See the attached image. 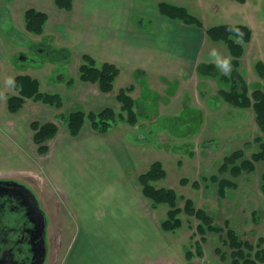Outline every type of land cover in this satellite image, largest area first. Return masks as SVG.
Segmentation results:
<instances>
[{
  "label": "rangeland",
  "instance_id": "374dc122",
  "mask_svg": "<svg viewBox=\"0 0 264 264\" xmlns=\"http://www.w3.org/2000/svg\"><path fill=\"white\" fill-rule=\"evenodd\" d=\"M198 3L194 15L202 19L207 28L226 24L228 19L238 24H247L245 16L252 17L253 0H249L248 6L231 0H198ZM227 3L234 4L227 8L230 13L233 11V17L225 14ZM140 8L146 13H156L157 4L140 5ZM144 24L150 25L147 20ZM12 32L10 29L2 31L4 39L9 41ZM14 38L21 43L28 41L20 35ZM257 41L255 45L247 47V55L241 68L251 91L264 86V81L261 82L254 69L256 62L264 61L261 50H264V35H259ZM208 42L216 44V51L221 58L226 57L228 47L225 44L214 43L209 38ZM46 44V41L28 43L24 52H11L7 55V60L12 62L18 72L28 73L43 65L48 68L49 63L46 65L43 62L47 58L45 53L39 52L46 48ZM206 52H209L208 48L204 49V53ZM203 59L211 58L204 55ZM61 66L58 64L55 68L59 69ZM192 73L194 75L195 72ZM3 75V82H7L9 76ZM185 75L182 73L177 79L185 78ZM138 76L144 77L142 74ZM170 81L175 82V79ZM189 82V85L183 82L180 88L170 84L167 94L176 95L177 98L164 107L163 112L167 115L158 116L157 100L155 107L152 106L154 109L150 121L141 119L137 126L119 121L114 127L126 126L123 129L125 138L131 142V202L128 194L125 197V181L117 183L116 191H109L108 189L113 188L112 183L110 188H106L103 181L90 186L84 181L85 178L78 179L75 186L72 183L66 199L58 187L59 183L56 185L47 173L52 151L56 150L54 144L59 136H63L58 133L49 152L40 155L30 126L33 122L44 124L52 121L43 110L46 108L41 107L42 102H37L35 109L33 101H26L19 113H9L4 102L8 104L11 94L2 91L0 85V125H3L2 134L5 138L0 141V180L26 184L40 201L50 222L48 264H230L229 255L224 258L222 253L218 254V251L226 255L229 253L228 247L224 245L226 237L222 234L208 235L207 242L202 245L203 255H198L197 244L201 237L197 234L199 222L195 218L182 214L183 227L180 230L174 233L163 231L161 225L167 220L170 207L154 206L143 196L138 181L139 176L156 162L162 164L166 178L154 185L158 189L174 190L180 198L179 208L183 209L186 200L191 199L196 208L210 213L215 225L223 227L226 221L230 222L243 240L257 244L264 237V162L256 164L253 173H244L237 179L220 171L225 158L232 153L243 151L244 158L251 159L259 151L256 140L264 138V134L257 124L256 114L253 109L241 110L226 104L219 95L223 86L216 80L199 79L194 75ZM158 85L152 82V88L149 83L151 91L142 89V98L138 99L141 95L140 87L132 83L131 86L136 90L132 93L134 99L155 103L160 96L157 91H162ZM121 87L120 83L117 84L118 90ZM45 92L47 91L44 90L43 93L46 94ZM151 109L150 107L146 112H152ZM73 111L68 108L63 110L64 116ZM116 111L120 113L121 106ZM172 112L177 113L168 114ZM58 122L62 126V132L65 124L60 120ZM19 126L20 132L15 129ZM86 127L91 131L90 123L87 122ZM90 133L92 134L89 136L101 135ZM12 154L17 159L21 158L22 163L5 162L10 160ZM212 176L234 181L238 188L229 191L227 198L221 200L218 184L203 183L201 180L202 177ZM184 180L188 181L186 186L181 184ZM196 181H200V189L193 188ZM188 253L194 254L193 260L187 259Z\"/></svg>",
  "mask_w": 264,
  "mask_h": 264
},
{
  "label": "crops",
  "instance_id": "0c3cea01",
  "mask_svg": "<svg viewBox=\"0 0 264 264\" xmlns=\"http://www.w3.org/2000/svg\"><path fill=\"white\" fill-rule=\"evenodd\" d=\"M161 3L183 6L193 14L199 6L198 0H74L72 10L65 11L57 6L56 0H0L1 90L10 92L7 93L11 94L10 96H18L19 91L14 88L18 76L28 75L37 80L40 84V92L46 90V94L59 95L63 100L61 108L45 104L41 106L46 108L43 110L54 122L64 116L63 110L67 108L86 112L102 111L107 108L117 110L118 107L120 110L121 104L117 101L120 90L117 84L122 85L121 89L128 88L132 83L139 85L141 95L138 99H140L143 94L142 89L149 90L148 85L151 83L152 86L153 82L158 83L162 90L157 91L160 95L158 100H161L160 105L159 101L157 103L158 116L167 115L163 112L164 107L177 98L176 95L167 94L170 84L180 88L183 82L189 85L194 75L201 79L196 68L203 62L215 63L211 52L218 48L216 44L208 42L203 30L162 17L158 11V5ZM248 3L249 0L241 5L248 6ZM146 4H157L156 13L143 12L140 5ZM232 5L234 4L227 3L224 9L225 14L230 17H233V11L230 13L227 8ZM252 7V17L245 16L247 24L243 25L252 29L253 37L252 41L245 45V54L241 63L246 58L247 47L251 44L255 45L258 42L257 37L264 35V0H253ZM29 9L48 16L41 36L31 35L26 31L24 15ZM146 20L149 26H145ZM227 22L226 24L239 25L234 20L228 19ZM205 28L207 29L206 26ZM9 29L13 32L11 39L7 41L2 31ZM19 35L28 41L24 43L17 41L14 37ZM45 41L46 48L68 49L72 55L71 60L66 63L44 62L46 65L49 63L48 68L43 65L40 68H33L28 73L16 71L12 62L7 60V55L11 52H24L28 43ZM206 48L209 49L208 53H204ZM261 50L264 53L262 48ZM85 55L91 56L98 65L109 63L120 69V76L114 84L112 93L102 94L98 85L81 82L80 67ZM204 55L211 59L204 60ZM225 56L230 57L229 52ZM58 64L62 66L56 69ZM138 72L144 77L140 78ZM192 72H195L194 75ZM182 73L186 74L185 78L177 79ZM3 74L13 78L14 84L3 82ZM170 79H175V82ZM131 95L133 97V94ZM26 101H33V107L36 109V101L32 99ZM145 101L152 108L153 114V105H150V101ZM4 105L8 110L6 101ZM175 113L177 112L168 114ZM1 116L2 114L0 120ZM61 127L59 126V134L61 133L63 137L57 136L58 140L54 144L56 150L52 151L47 173L50 180L56 185L59 183L58 187L62 195L67 199L72 183L75 186L78 179L82 178H85L84 181L90 186L101 184L103 181L105 187L110 188L112 183L113 188L108 189L109 191H116L117 183L125 181V197L128 194L131 202L133 158L131 142L127 141L123 130L126 126L113 128L108 135L97 136H89L92 134L90 132L94 131L88 130L85 126L78 138H72L66 126L62 129L63 133L60 132ZM15 129L21 131L20 126ZM3 131V125H0V141L5 139ZM53 142L54 140L51 141L50 148ZM14 157L12 154L10 160L5 162L22 163L21 158Z\"/></svg>",
  "mask_w": 264,
  "mask_h": 264
},
{
  "label": "trees",
  "instance_id": "16d2710c",
  "mask_svg": "<svg viewBox=\"0 0 264 264\" xmlns=\"http://www.w3.org/2000/svg\"><path fill=\"white\" fill-rule=\"evenodd\" d=\"M239 3H246L247 0H232ZM74 0H56L57 6L65 11L73 8ZM159 14L171 21H179L185 25L204 29L202 20L193 15L187 8L183 6L173 5L169 3H161L158 5ZM48 21L45 13L29 9L25 12L24 22L26 31L35 36H41L44 33V27ZM229 27L239 28L243 32V44L233 42L235 33L228 31ZM207 36L216 43H224L232 56V71L229 75L222 73L220 68L214 63H201L197 67V73L202 78H212L218 80L223 86L219 95L222 100L236 109H253L256 114L257 124L264 134V86L260 89L251 91L242 70L241 59L244 56V45L252 40V30L244 25H219L206 30ZM232 37V38H230ZM45 57L43 62L66 63L71 60V53L68 49L45 48ZM57 57V59H54ZM255 71L262 81H264V61H258L255 64ZM1 73V68H0ZM120 76V69L113 64L98 63L89 55L83 56L82 65L80 67V80L83 83L98 85L103 94L112 93L114 84ZM14 88L19 91L18 96H10L8 98V111L11 114L19 113L24 107L27 99L36 102H42L48 106L61 108L63 100L59 95L44 94L40 92V84L37 80L30 76H18L15 79ZM134 87L121 89L117 101L121 104V111L118 113L112 108H107L99 112H86L83 110L73 111L67 116L58 118L65 124L72 138H78L84 130L87 122L90 123L91 129L98 134L105 135L109 133L119 121L126 122L130 126H137L141 119H147L149 113L146 112L149 106L143 101L135 100L131 94ZM1 94V92H0ZM1 99V97H0ZM56 121L33 122L31 130L34 132V142L40 155H46L50 147L48 145L55 139L59 133V125ZM259 143V151L255 152L251 159L244 158L243 151H236L226 157L221 167V172L231 174L232 178L237 179L244 173H253L256 164L264 162V138L256 140ZM50 144V143H49ZM166 178V172L160 162L154 163L151 168L139 176V184L142 188L143 196L151 201L154 206L168 205L167 220L162 222V229L166 233H174L183 227L182 214L195 218L199 224L197 234L201 237L197 247L199 256L203 255V243L207 242V236L210 234H222L226 237L224 245L228 247L229 253H222V257L229 255L230 264H264V237H261L257 244L243 240L239 233L231 227L230 222L226 221L223 227L215 225L214 218L205 209H198L193 200H186L183 209L178 207L176 192L172 189H158L154 183L162 181ZM203 183L218 184L220 199H226L229 191L236 190L238 185L229 179H219L218 176L211 178L202 177ZM264 180V174H263ZM183 186L188 184L187 180L182 181ZM193 188L200 189V181L193 183ZM264 188V186H263ZM182 199V198H181ZM189 261L194 259L193 253L187 254Z\"/></svg>",
  "mask_w": 264,
  "mask_h": 264
},
{
  "label": "flooded vegetation",
  "instance_id": "af4514ba",
  "mask_svg": "<svg viewBox=\"0 0 264 264\" xmlns=\"http://www.w3.org/2000/svg\"><path fill=\"white\" fill-rule=\"evenodd\" d=\"M224 25H230V24H224ZM239 25H243V24H239ZM244 26H247V25H244ZM207 29L205 28V25H204V29H199V30H203L206 34ZM252 37H253V32H252ZM245 45H244V50H245ZM39 52L45 53V49L42 52L39 50ZM228 52H229V49H228ZM229 55H230V52H229ZM230 57L232 59L231 55ZM241 68H242V63H241ZM254 69H255V66H254ZM220 70L222 71V69ZM231 71H232V60H231ZM222 73L229 75L223 71ZM137 74H141V72H138ZM207 79H212V78H207ZM213 80H216V79H213ZM261 82L263 81L261 80ZM252 90H255V89H252ZM157 100L158 98L156 99L155 103H151L150 105H153L155 107ZM149 109H150V106H149ZM151 116H152V112L149 113V117L145 120L150 121ZM154 118L157 119V117L155 116ZM0 181H4L5 183H7V184H0V264H35V260H36L35 259V249H36V246L40 244L41 240H36L35 225L28 216V202L31 196L27 194L28 192L24 190V188H22L21 185H24L26 186V188L30 189V191L34 195L35 193L30 187H28L24 183H21L20 181L19 182L14 181V180H0ZM39 206H40V209L43 210L41 207L40 201H39ZM46 220H47V229H46V234H45V241H46V246H47V256H46V260L44 264H48L49 253H50V243H49V236H48L50 222H49L47 215H46Z\"/></svg>",
  "mask_w": 264,
  "mask_h": 264
},
{
  "label": "water",
  "instance_id": "95a60500",
  "mask_svg": "<svg viewBox=\"0 0 264 264\" xmlns=\"http://www.w3.org/2000/svg\"><path fill=\"white\" fill-rule=\"evenodd\" d=\"M0 184L7 183L0 181ZM21 186L28 192L27 194L31 196L28 202V216L35 225L36 240H41L40 244L37 245L35 249V264H44L47 256V246L45 241L47 229L46 214L40 209L39 201L30 189L26 188L24 185Z\"/></svg>",
  "mask_w": 264,
  "mask_h": 264
},
{
  "label": "clouds",
  "instance_id": "9594fccd",
  "mask_svg": "<svg viewBox=\"0 0 264 264\" xmlns=\"http://www.w3.org/2000/svg\"><path fill=\"white\" fill-rule=\"evenodd\" d=\"M228 31L230 33H235V37L233 39L234 43L241 44V45L243 44V32H241L239 28L229 27ZM211 56L215 58V63H216L217 68L223 69L225 73L230 71L231 69V58L230 57L221 58L215 50H212ZM7 83L9 85L14 84V79L9 77L7 80ZM0 97H2V94H0ZM3 98L6 99V97H3Z\"/></svg>",
  "mask_w": 264,
  "mask_h": 264
}]
</instances>
